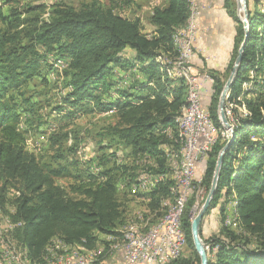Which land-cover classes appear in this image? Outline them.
I'll list each match as a JSON object with an SVG mask.
<instances>
[{"label": "trees", "instance_id": "trees-1", "mask_svg": "<svg viewBox=\"0 0 264 264\" xmlns=\"http://www.w3.org/2000/svg\"><path fill=\"white\" fill-rule=\"evenodd\" d=\"M189 4L188 0H155L149 17L151 30L146 32L139 17L121 14L115 6H104L100 0H92L80 8L60 3L22 5L21 0H0V209L10 220L11 240L25 250L31 264L44 262L55 239L92 251L99 245L107 251L113 243L121 242V229L117 228L123 222L124 211L118 181L124 178L130 183V178L129 169L116 164L117 149L103 156L108 157L103 170L100 166L97 173L88 172L81 178L74 175L75 182L68 188L57 184L55 178L70 174L68 164L57 162L52 168L45 167L26 150V130L20 124L26 123V117L33 116L34 110L22 106L28 99L22 98V104H17L14 96L34 77L51 72L54 67L48 62L50 57L64 61L63 83L68 88L64 103L84 113L113 111L118 122L109 126L106 136L112 143L129 149L133 158L146 155L154 160L151 170L159 176H148L156 183L154 187L151 185L147 208L158 210L161 200L171 197L173 185V180L163 178L167 172L163 147L168 143L174 146V140L180 147L177 119L188 104L184 80L169 76L166 69L168 62L178 58L174 33L187 24ZM224 6L236 23L232 56L226 69L229 71L243 41L244 29L235 3L224 0ZM4 7H8L7 12ZM248 13L250 36L228 101L243 106L249 115L237 108L233 110L234 119L229 121L236 138L224 155L217 191L206 212L218 207L221 225L216 234L206 238L199 229L208 246L207 264H264V14L257 0L248 7ZM43 14L47 17L43 18ZM259 19L263 27L256 30ZM127 49L134 51L133 57L123 58ZM116 69L124 73L135 70L138 79L128 81L130 78L118 74ZM247 70L254 72L253 88L242 92L240 83L250 80ZM112 73H117V80ZM209 76L213 92L207 107L209 114L206 113L218 135L204 157L200 183L206 191L218 153L228 141L220 137L224 128L217 111L224 82L216 72ZM239 94L249 97L240 102ZM28 126H32L31 122ZM51 139V146L58 144V139L53 136ZM107 162L109 166L105 165ZM138 181L141 185L140 178ZM10 184L17 186L7 187ZM10 189L15 191L11 202L14 210L7 213ZM194 195L187 200L181 219L191 254L167 264H200L190 232ZM222 198L224 202H220ZM227 200L234 204L236 226L242 232L224 224Z\"/></svg>", "mask_w": 264, "mask_h": 264}, {"label": "rangeland", "instance_id": "rangeland-1", "mask_svg": "<svg viewBox=\"0 0 264 264\" xmlns=\"http://www.w3.org/2000/svg\"><path fill=\"white\" fill-rule=\"evenodd\" d=\"M92 0H21L22 5H36V4H46L47 6L60 3V4H67L73 6L75 8H80L83 4L89 3ZM104 6H115L118 12L121 14L130 16V17H139L142 21L143 28L147 32L151 30V26L149 23V17L151 13V8L155 4V0H100ZM197 1V0H196ZM235 3V7L237 10L236 0H232ZM247 1V7L251 8V0ZM124 2V3H123ZM130 2V3H129ZM197 10H194L192 14V20L194 16L198 13V1ZM129 5V6H127ZM260 12L264 14V6L262 5L259 7ZM7 12L8 7H4L3 9ZM238 13V12H237ZM239 15L243 18V13L240 12ZM47 17V14H43L42 16ZM189 23L191 25V21ZM264 20V16H263ZM262 22L261 19L257 21L255 24L256 30L262 29ZM123 58H131L134 56V51L132 50H125L122 53ZM48 62H52L53 69L48 75L34 77L31 79L27 84L23 87L21 92H17L15 100L17 104H22V98L28 99V103L22 104L26 108H31L32 112L34 110V115L31 117L27 116V122H21L20 127L25 131V138H26V150L28 152L33 153L36 157L41 160L45 167H54L57 162L60 164L67 163L69 169V175L64 177L55 178V182L59 185H62L66 188L69 187L70 184L75 182L74 175L84 177L88 172L97 173L100 171V166L103 170L102 165L104 164V160L108 158L105 154L110 152H114L117 150V154L114 159L116 158V164L119 166H126L130 183H127L126 179L121 178L118 181V194L119 200L122 203V208L124 211L123 222L119 225L117 229L123 228L125 225L130 223L139 224L142 228H148L151 226L152 223L158 221L167 211L169 205L173 202L172 195L170 198H166L169 200H161L159 209L150 210L147 208V203L149 201V192L153 189L151 185L155 184L154 181L151 185L146 184H139L138 178L143 176H150L155 177L159 176L151 170L154 164V160L150 157L144 155L140 156L139 158H133L129 149L121 146L120 144H115V141L112 143L111 138L106 136V132L109 129V126L117 124V116L115 113L108 112V113H84L77 111L75 108L71 107L69 104L64 103L65 92L68 88H65V84L63 83V69L65 67V62L60 59H54V57H50ZM190 71L192 70L191 65ZM249 68V67H248ZM118 70V71H117ZM230 71H226L222 80L225 84ZM248 71V70H247ZM246 71V73H247ZM118 74H125L126 78H130L128 81H132V79H138L135 70H126L127 73L122 72L119 69H116ZM209 74V72H207ZM112 75H114L112 73ZM192 75V73H191ZM210 75V74H209ZM115 76V80H117V73ZM254 76V72L252 70L248 71V78L250 80H245L240 83L241 91H249L253 88L252 79ZM117 77V78H116ZM212 79V78H211ZM229 93L225 99V108H231V111L237 110L247 115L248 112L244 109L243 106H237L235 103H231L228 101ZM251 96V95H250ZM239 101L242 102L243 99L249 97H245L243 94H239ZM201 99V98H200ZM108 100V97L106 98ZM202 103V101H201ZM204 105V104H203ZM206 112L208 113L207 107ZM61 110L63 113L58 114L57 111ZM209 114V113H208ZM226 115V114H225ZM249 115V114H248ZM25 115L22 114V118ZM227 117V115H226ZM25 118V117H24ZM24 118L22 121H24ZM28 122H31L32 126H28ZM231 124V123H230ZM232 125V124H231ZM31 127V128H29ZM176 129V128H175ZM172 131V129H171ZM177 132V130H176ZM221 132H225L226 136H230L228 130L224 129ZM220 132V137L222 136ZM66 133L67 136L63 138V134ZM166 134V132H164ZM172 133V132H170ZM58 139V144H54L51 146L52 139L51 137ZM225 136V139L227 137ZM170 137V136H169ZM214 137L217 138L216 130L214 129ZM222 138V137H221ZM170 139L174 140L170 137ZM229 139V137H228ZM109 146V147H108ZM166 154V163H167V172L163 175V178L170 179L172 182V171L173 167L176 165L179 154L180 148L178 145L175 144L174 146H170V144H166L163 147ZM175 155V156H174ZM55 156H63L64 159L59 158L57 160ZM206 156V155H205ZM204 156V157H205ZM203 157V161L201 160L200 163L205 161ZM174 158V164H173ZM113 159L110 160V162ZM110 162L105 163V165L109 166ZM199 163V164H200ZM198 164V165H199ZM106 166V167H107ZM205 168V164H202ZM198 167V166H197ZM133 168V171L131 169ZM197 172V169H196ZM202 176V175H201ZM201 178L196 176L194 179L195 184H200L198 188V193H194L195 197V207L191 209V216L192 219L195 214L200 209L201 205L203 204L205 197L208 193L205 187L201 186ZM162 180V179H161ZM144 182V181H143ZM129 184V185H128ZM173 184V182H172ZM13 186V187H12ZM17 184H10L7 185L9 188L16 187ZM197 187L195 189V192ZM15 191L11 190L8 193L9 202L5 207L7 213H11L14 209L11 204L15 194ZM192 194V193H191ZM221 202V201H220ZM233 202L229 200V205L227 209H225V220L224 224L229 226L231 229L235 230L236 232H242L236 226V217L237 214L234 211ZM227 215L229 225L227 223ZM0 217L1 218H8V215L4 213L0 209ZM101 239H105V237L101 236ZM58 239L53 240L52 244L47 249V258L55 255L54 253H59V255L64 256L61 254L62 250L60 247L61 243H57ZM60 242V241H59ZM101 247V245H99ZM103 248V247H101ZM60 251V252H59ZM52 254V255H51ZM104 254V253H103ZM191 254V249L186 246L183 249L182 255L188 256ZM105 257V256H104ZM102 256V259L104 258ZM102 261V260H101Z\"/></svg>", "mask_w": 264, "mask_h": 264}, {"label": "built area", "instance_id": "built-area-1", "mask_svg": "<svg viewBox=\"0 0 264 264\" xmlns=\"http://www.w3.org/2000/svg\"><path fill=\"white\" fill-rule=\"evenodd\" d=\"M200 7L198 2V13L191 21L190 29L185 31L183 58L174 62L175 64H182V72H184V65H191L193 45L198 34ZM203 76L205 79L211 80L209 74L204 73ZM203 76L192 71V85L196 88V100L194 107L182 119L188 135V163L185 171L179 172L178 176L180 177V189L182 191V209L177 218L166 219L154 232L144 233V231L132 230L130 227L123 229L125 233H128L129 239V246L121 252L124 260L123 264H160L161 259L179 258L183 252L184 243L178 234V226H182L181 219L187 199H189L191 193H198L200 184H195L194 179L197 166L205 155V147L214 142V133L211 132L206 116V108L203 107L199 94L200 80ZM225 114L228 121L234 119V112L231 111V108H225ZM225 136L226 134L223 135L224 139ZM174 143L176 144L175 140ZM142 184H145V176L142 177ZM227 223L229 225L228 215ZM11 228L7 226L5 221L0 219V264H26L24 261L25 251L18 248L9 236ZM58 243L61 242L57 241L56 244ZM205 247L208 249V246L205 245ZM49 264H93V261L92 258L83 256L81 252L72 251L69 254V259L57 261V258H49Z\"/></svg>", "mask_w": 264, "mask_h": 264}, {"label": "crops", "instance_id": "crops-1", "mask_svg": "<svg viewBox=\"0 0 264 264\" xmlns=\"http://www.w3.org/2000/svg\"><path fill=\"white\" fill-rule=\"evenodd\" d=\"M193 1L194 10H197V1L201 7L198 16V34L193 45V56L191 59L192 70L190 72L192 73L193 71L200 76H203V74L207 72H209V74L216 72L222 79L232 56L236 23L228 15L227 9L224 6V0ZM251 1L252 6L253 0ZM257 3L258 8L262 5L264 6V0H257ZM212 92V79L207 80L203 76L200 80L199 86V94L202 105L204 104L203 106L209 105ZM165 131H169V129H166ZM168 155L169 154H167V156ZM202 164H204V162L200 163L197 167L196 176L198 177H202L201 175H203L204 172V166H202ZM152 183L153 178L146 185H151ZM221 202H224L223 198L221 199ZM228 205L229 200L225 202L226 209ZM220 225L219 210L218 207H216L210 210V212L205 214V216L202 218L200 224L202 236L206 238L216 234L220 228ZM60 247L63 249L61 254L64 256H69V254L76 249L75 246L64 245L62 242ZM101 247H97V249H101L102 251L100 264H123L124 260L121 251L107 253L108 250L105 251L104 247ZM55 254L59 255V253ZM102 256L105 257L102 259Z\"/></svg>", "mask_w": 264, "mask_h": 264}, {"label": "bare ground", "instance_id": "bare-ground-1", "mask_svg": "<svg viewBox=\"0 0 264 264\" xmlns=\"http://www.w3.org/2000/svg\"><path fill=\"white\" fill-rule=\"evenodd\" d=\"M188 1L190 2V4H189L190 5L189 6L190 17H188V19L190 20L192 18V14H193V10H194V1L193 0H188ZM238 2L241 3V0H238ZM189 20L184 27L179 28L174 33L175 34L174 35V41H175V44L178 48V53H179L178 58L174 62L179 61L183 58L185 31H188L190 29V26H191L189 23ZM161 60L163 63L166 62L165 59H161ZM174 62L173 63L168 62L169 67L166 69V72L169 76H176V77L182 78L184 80V82L187 86L188 104L183 108L180 117L177 119V129L180 131L179 132L180 140L178 143H180L181 148H180V155H179L178 161L175 165V168L174 167L172 168L173 169V171H172L173 172L172 173L173 185L170 188V191H171V194L173 195V200H172L173 202L169 205L167 211L159 219V221L155 225L148 228L147 230H144L142 227H140L136 223H130V224L125 225L123 228H121V230H120L121 242H118V243L111 245L108 248L107 253H111V252H115V251H121L122 252L125 250V248H127L129 246L128 233H125V230H123V229L130 227V228H132V230L144 231V233L154 232L159 227V225H162L166 221V219L177 218L181 209H182V191L180 189V177H178V176H179V172L185 171V167L188 163V152H187L188 135L185 131L184 120H182V119L184 117H186L187 112L190 111L192 109V107H194L195 100H196V88L194 87V85H192V75H191V72L189 70V65H184V72H182V64H175ZM206 116L208 117L211 132L214 133V129H213V126L211 124V120L209 119V116L207 113H206ZM221 133H222L221 137L223 138V135L225 134V132H221ZM226 137L228 139L229 136H226ZM215 141H216V137H214V142ZM213 143H211L208 147H205V154L207 152V149ZM202 159H203V157H202ZM141 181H142V177H140V182ZM148 182H150V178L148 176H145V184H147ZM194 207L195 206H193V208ZM0 219H1V221H5L7 223V226L11 227V223H10L9 219L1 218V217H0ZM178 234H179L180 238L183 239V243H184V247H185L186 246V234H185V231L182 228V226H178ZM75 247H76V249L73 251L81 252V254L83 256H86L88 258H92L93 264H100V257H101V252H102L101 249H97V250L92 251V250L84 249L80 245L75 246ZM49 258H57V261H64V260L69 259V256H61V255L55 254L51 257H48V258L46 257L44 262L41 264H49ZM176 259H178V257L164 258V259H161L160 263L167 264V263H170ZM24 261L26 264H31V261L26 257V252L24 253Z\"/></svg>", "mask_w": 264, "mask_h": 264}, {"label": "water", "instance_id": "water-1", "mask_svg": "<svg viewBox=\"0 0 264 264\" xmlns=\"http://www.w3.org/2000/svg\"><path fill=\"white\" fill-rule=\"evenodd\" d=\"M241 3L238 2V0H236L237 12L243 13V18H241L239 15H238V17L243 24L244 38H243V41H242V43L239 46V49L237 51V55H236V58L234 60L233 66L231 68L230 74H229V76H228V78H227V80H226V82L222 88V91L220 93L219 100H218V107H217L219 122L224 129L229 131L230 136H229L227 143L222 147V149L218 153L208 193H207L205 200H204L203 204L201 205L200 209L198 210V212L193 217V219L191 221V227H190L192 242L194 245V249L196 250V252L200 258V264H207V262H208L206 247H205V244H204L202 238L200 237V233H199L200 224H201L202 218L205 216V214H206V212H207V210H208V208H209V206H210V204L214 198V195L216 194L217 187H218L219 175H220V171H221V168H222L223 162H224L223 161L224 155L229 150L230 146L233 144V142L235 141V138H236L235 131H234L232 125L230 124V122L228 121V119L225 115L224 105H225L226 96L229 93L230 88L232 87V85L237 80L238 72L241 69L242 53H243L244 47L246 46L248 39H249V36H250V27H249V20H248L249 13H248L247 1L241 0Z\"/></svg>", "mask_w": 264, "mask_h": 264}]
</instances>
